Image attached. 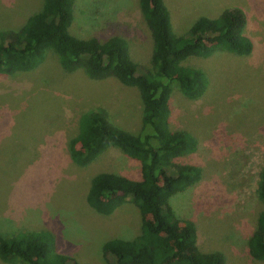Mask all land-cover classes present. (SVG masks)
Wrapping results in <instances>:
<instances>
[{"label": "rangeland", "instance_id": "obj_1", "mask_svg": "<svg viewBox=\"0 0 264 264\" xmlns=\"http://www.w3.org/2000/svg\"><path fill=\"white\" fill-rule=\"evenodd\" d=\"M164 2L177 35L199 17H215L229 7L243 9L248 17L251 56L218 52L184 62L203 70L209 86L198 100L173 96L170 126L198 139L197 150L176 161L201 168L202 178L170 203L179 218L194 223L201 252H220L227 264H264L247 251L263 209L257 189L264 164V0ZM41 3L0 0V29L21 27ZM73 12L72 35L100 41L120 36L133 60L151 70L152 39L137 0H74ZM96 109H104L119 129L139 132L142 107L136 89L116 80H91L81 70L67 73L54 50H47L33 71L0 76V235L29 226L46 229L56 238L57 252L78 264H106V241L139 236L140 215L132 203L103 216L87 206L85 194L100 172L139 180L140 162L114 148L86 167L69 157L80 115Z\"/></svg>", "mask_w": 264, "mask_h": 264}, {"label": "trees", "instance_id": "obj_2", "mask_svg": "<svg viewBox=\"0 0 264 264\" xmlns=\"http://www.w3.org/2000/svg\"><path fill=\"white\" fill-rule=\"evenodd\" d=\"M74 0H42L40 9L17 29H0V76L13 77L37 69L46 51L54 50L63 71H83L95 81L116 80L138 92L141 126L137 134L114 126L104 109L80 115L78 130L70 141L69 157L79 166L92 164L114 148L141 165V178L100 172L91 177L85 194L87 206L110 216L127 202L140 215L139 236L114 238L102 246L106 264H227L220 252H201L196 227L179 218L170 200L202 178L201 168L181 164V157L195 152L199 141L190 131L172 130L170 105L176 93L188 100L202 98L209 86L205 72L186 67L188 58L208 59L218 52L251 56L254 41L246 33L247 15L229 7L215 17L201 16L183 35L173 31L164 0H137V8L152 39L151 70L135 62L126 39L112 36L79 38L69 31ZM264 114V112H263ZM264 118V115L262 116ZM257 194L263 209L248 238L251 259L264 263V164ZM52 232L26 227L0 235V261L14 264H78L57 252Z\"/></svg>", "mask_w": 264, "mask_h": 264}]
</instances>
